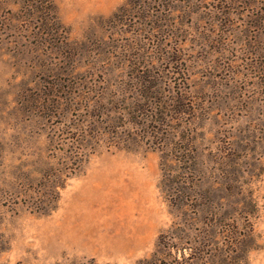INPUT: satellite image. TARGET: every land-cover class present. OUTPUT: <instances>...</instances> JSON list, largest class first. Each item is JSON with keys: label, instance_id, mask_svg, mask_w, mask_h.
<instances>
[{"label": "rangeland", "instance_id": "obj_1", "mask_svg": "<svg viewBox=\"0 0 264 264\" xmlns=\"http://www.w3.org/2000/svg\"><path fill=\"white\" fill-rule=\"evenodd\" d=\"M40 1L0 0V264H136L172 230L210 246L191 264H264V0ZM143 85L186 114L136 130ZM176 177L189 207L162 187ZM202 204L223 220L208 237Z\"/></svg>", "mask_w": 264, "mask_h": 264}, {"label": "trees", "instance_id": "obj_2", "mask_svg": "<svg viewBox=\"0 0 264 264\" xmlns=\"http://www.w3.org/2000/svg\"><path fill=\"white\" fill-rule=\"evenodd\" d=\"M41 3L47 5V6H52V1L51 0H41ZM126 4H124L123 6H121L120 8H118L119 12L120 10H123L125 8ZM49 12L52 14L51 16V20L47 18V21H51L53 22V24L55 26H59V22L54 14L53 11ZM153 87L151 86H146L143 85V91L141 90V92L144 93V95L146 94L145 98L140 100L139 98H137L134 102V104L132 105L133 108H130V112L133 115V119L130 121L131 125L137 130V129H143L144 133L146 135H153L154 133L158 134L160 133L159 130L155 131L153 129H150V126L154 123L157 124L159 127H162L165 125L166 119H168L167 116V112H169L171 110V108H174V110H176V115H185V106L183 105V102L179 99H175L173 101V105L172 106H166L164 104H159L158 106L155 105V103H153L151 101V99H153L151 96H148L151 92V89ZM149 89V90H148ZM152 95V94H151ZM155 105V106H154ZM160 108V110H159ZM120 112L119 115L121 116V118H125V115L128 114V112H126V108H124L123 110H119ZM166 111V112H165ZM165 119V120H164ZM156 129V128H154ZM117 140H121L123 139L122 135L120 136L119 134L116 133V138ZM183 142V140H182ZM182 142H177L176 144H180ZM186 149H180V152L186 156L185 153ZM68 163H70V166L76 167L77 169H75L73 172H69L66 176V179H69L73 176H76L80 173V169L82 168L84 161L83 160H70ZM178 166L181 167V171H179L178 175L181 177H185V175L187 174V172L190 170V167L188 166V162L185 159L182 160H178ZM180 170V169H179ZM61 177L58 174H48L47 178L44 179V183L43 185L40 187V193L38 195V201L35 203H32V210H34L35 213L39 214V215H49L51 212H53L56 209L57 206V202L59 200V190L64 188V182H62V180L60 179ZM179 178V177H178ZM176 180H170L169 178H164V181L162 180V187L166 186V184H168L166 187H169L168 190H164L166 191V195L168 197V199L170 201L173 202V200L175 198H178L179 203H180V207L183 208L184 206H188L189 204H185L184 201H186L187 197L190 196V192H189V188L188 187V181L184 180L183 182H179L177 181V177L175 178ZM61 180V181H60ZM168 181V183H166ZM197 210L200 212H203V214H207L208 216H210L211 221L212 222H216L218 221L219 223H215L214 225H210L209 228V232L207 231L206 234H204L203 237H208L213 235L212 230L213 229H217L218 226L220 224L223 223V220H221V218H219V220H217V216L216 214H213V212L205 205L202 204V206L197 207ZM236 212V210H235ZM234 213V212H233ZM235 214V213H234ZM216 219V220H215ZM224 219H230V217H227V215H225ZM232 222V221H231ZM230 225H233L232 223ZM170 236L169 235H161L158 239L157 242V249L159 251H156L157 253H155L151 258L149 259H143L138 261L136 264H159V259L158 256L159 254H171L173 253L175 256V264H191L189 261L196 262L199 260V257H201L204 252L205 249H207V247H210L209 245L206 244H202L199 243L197 247H194L193 245L188 246L187 243H184L183 245L179 244L180 242V237L178 233H175L173 230L170 231ZM215 236V235H214ZM245 237V236H244ZM171 244V246H170ZM202 244V247H200ZM241 247H244V244L240 243L239 244ZM208 250H206L207 252ZM212 251V250H209ZM187 252V253H186ZM178 254L181 257V261L178 258ZM85 264H96L94 261H88Z\"/></svg>", "mask_w": 264, "mask_h": 264}]
</instances>
